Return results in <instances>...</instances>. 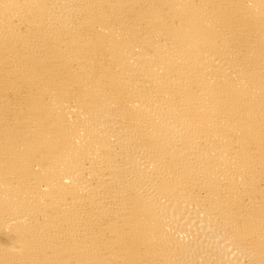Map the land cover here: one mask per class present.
<instances>
[{
	"label": "bare ground",
	"instance_id": "obj_1",
	"mask_svg": "<svg viewBox=\"0 0 264 264\" xmlns=\"http://www.w3.org/2000/svg\"><path fill=\"white\" fill-rule=\"evenodd\" d=\"M0 264H264V0H0Z\"/></svg>",
	"mask_w": 264,
	"mask_h": 264
}]
</instances>
